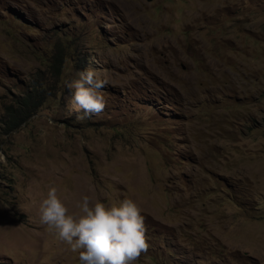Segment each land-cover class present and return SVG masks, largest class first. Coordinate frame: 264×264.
<instances>
[{
	"label": "rangeland",
	"instance_id": "obj_1",
	"mask_svg": "<svg viewBox=\"0 0 264 264\" xmlns=\"http://www.w3.org/2000/svg\"><path fill=\"white\" fill-rule=\"evenodd\" d=\"M89 67L107 106L77 119ZM50 187L134 200L137 264H264V0H0V264H78Z\"/></svg>",
	"mask_w": 264,
	"mask_h": 264
},
{
	"label": "clouds",
	"instance_id": "obj_2",
	"mask_svg": "<svg viewBox=\"0 0 264 264\" xmlns=\"http://www.w3.org/2000/svg\"><path fill=\"white\" fill-rule=\"evenodd\" d=\"M66 81L70 92V112L77 119L98 116L107 106L103 91L107 81L91 67ZM76 210L68 206L50 187L39 207L42 225L54 230L58 240L78 255V264H137L149 248V237L141 207L132 199L116 205L82 196Z\"/></svg>",
	"mask_w": 264,
	"mask_h": 264
},
{
	"label": "trees",
	"instance_id": "obj_3",
	"mask_svg": "<svg viewBox=\"0 0 264 264\" xmlns=\"http://www.w3.org/2000/svg\"><path fill=\"white\" fill-rule=\"evenodd\" d=\"M62 69V67H60V69L58 70V72H60ZM30 114L29 115H25L23 119H12L11 122L13 124V127L14 129H17L18 126H21L22 123L26 122L25 120L27 118H29Z\"/></svg>",
	"mask_w": 264,
	"mask_h": 264
}]
</instances>
